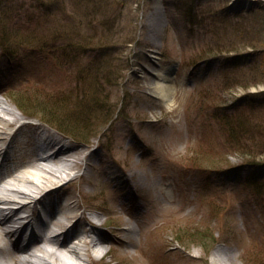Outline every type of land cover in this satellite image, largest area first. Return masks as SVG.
<instances>
[{
    "label": "rangeland",
    "instance_id": "obj_1",
    "mask_svg": "<svg viewBox=\"0 0 264 264\" xmlns=\"http://www.w3.org/2000/svg\"><path fill=\"white\" fill-rule=\"evenodd\" d=\"M260 5L195 0L191 22L183 0H0V98L23 117L17 101L29 104L40 123L53 110L71 130L41 123L81 158L46 199L77 205L74 230L105 238V255L90 246L86 264H214L213 252L264 264V151L256 168L218 162L225 127L214 115L244 98L264 104ZM230 26L256 48L216 53L237 37ZM208 46L214 55L191 66ZM168 70L171 105L150 90ZM248 118L264 125V107Z\"/></svg>",
    "mask_w": 264,
    "mask_h": 264
},
{
    "label": "bare ground",
    "instance_id": "obj_2",
    "mask_svg": "<svg viewBox=\"0 0 264 264\" xmlns=\"http://www.w3.org/2000/svg\"><path fill=\"white\" fill-rule=\"evenodd\" d=\"M160 14L161 11H157L159 17ZM169 81V70L158 72L156 81L150 86L153 95L166 105H171L172 101V85ZM2 114L15 119L6 120ZM24 119L13 105L0 98V157L2 156L5 164L15 161L10 170L0 175V238L14 239L13 251L5 252L0 246V264H14V261L20 264H86L90 246L94 253L105 255L106 240L96 232V227L91 230L97 237L93 236L90 240L86 239L88 229L82 227L80 230H74L78 221H73L77 218V205L70 202L57 211L56 208L49 207V203V211L45 207L46 202H43L51 193L62 187V181L74 171L81 158H76L70 149L59 147L55 150L59 138L51 134L44 136L48 152H53L41 153L35 138L38 134L43 135V130L37 125L21 123ZM40 203L44 204V209L51 215L49 223L45 224L38 219L39 213L35 205ZM93 217L98 220L97 214ZM39 223L46 232L51 227H59L62 233L57 236H64V241L61 242L57 236L48 234L37 240H29L27 246H23L21 240L24 229ZM76 240H79V243L74 242ZM217 257V252H214V264H221L216 260Z\"/></svg>",
    "mask_w": 264,
    "mask_h": 264
},
{
    "label": "trees",
    "instance_id": "obj_3",
    "mask_svg": "<svg viewBox=\"0 0 264 264\" xmlns=\"http://www.w3.org/2000/svg\"><path fill=\"white\" fill-rule=\"evenodd\" d=\"M195 0H183L185 4V8L181 6L180 10L183 11L185 16L193 22L197 16V10L194 6ZM259 9L264 11V4L260 3ZM238 10L232 8L229 6V8L223 9L222 12L225 13V15H231L233 12L237 13ZM255 12V10H254ZM212 15V14H211ZM264 24V20L256 21L255 22V28L261 27ZM232 27V26H230ZM264 27V25H263ZM230 30H236L237 31V37L232 39L223 40V44L220 43V47L216 50V53L218 52H239L244 50L245 48H256V44L254 40L249 39L247 40V36H245L246 33H248L245 30V27H232ZM224 32V31H223ZM226 33V31H225ZM242 35V37L239 39V36ZM253 36V37H252ZM252 38H256L259 40V36L264 37V35H260L259 33L255 32L254 35H252ZM225 37V35H224ZM223 37V38H224ZM243 40V42H241ZM262 41V39H260ZM243 44H239V43ZM264 42V41H263ZM220 50V51H219ZM199 53L192 57L191 60H189V64L196 65L199 61L206 59L208 56L214 55L213 49L208 47H203L197 50ZM235 63H241L240 61H236ZM246 89L248 88V85L244 86ZM250 98V97H249ZM249 98H244L243 102L246 103V101L249 100ZM249 102H252V106L247 105ZM247 104L243 103V105H240L238 109L233 110L232 106H225L220 107L217 109L216 112H214L215 117L221 118V120L224 123V131H225V143L223 144V150H221L220 159L217 161L227 162L229 159L228 157L230 155H234L236 158H240L244 165L247 167H259L263 164L255 165V161L260 158L261 154H263L264 149V125L261 122L253 121L250 118H248V125H243V122L246 118V114L248 112L254 113L258 109H261L264 107L263 103L255 102L254 100H249ZM256 103V104H255ZM18 108L27 115H33L32 112L29 110V104H23L20 101H17ZM240 109V110H239ZM219 111V112H218ZM40 114L42 115L43 119L48 122L55 124L60 130L64 132H70V129H67L66 126L63 123V120L61 121L56 117L55 111H41ZM59 114V113H58ZM243 118V119H242ZM73 132V131H72ZM262 150V151H261ZM208 158H212L210 154H208ZM229 163V161H228ZM260 187V185H258Z\"/></svg>",
    "mask_w": 264,
    "mask_h": 264
}]
</instances>
